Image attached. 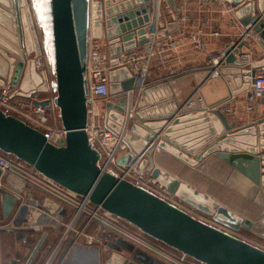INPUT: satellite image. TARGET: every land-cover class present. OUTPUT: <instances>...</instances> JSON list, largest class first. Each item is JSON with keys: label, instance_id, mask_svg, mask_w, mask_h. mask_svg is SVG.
I'll use <instances>...</instances> for the list:
<instances>
[{"label": "water", "instance_id": "1", "mask_svg": "<svg viewBox=\"0 0 264 264\" xmlns=\"http://www.w3.org/2000/svg\"><path fill=\"white\" fill-rule=\"evenodd\" d=\"M50 1L56 85L54 105L59 109L66 135L49 138L0 108V151L198 262L264 264L263 249L195 218L167 199L107 172L99 165L101 155L93 148L86 133L88 38L92 34L95 39L108 38L112 44L122 40L124 46L117 47L113 54L145 45L152 11L150 0H95L93 6L90 0ZM227 1L235 6L244 2ZM175 6V0H163L165 19L160 22L162 31L157 39L177 29ZM236 16L247 32L260 34L259 44L264 48V0H253L244 5ZM0 32L7 38H0V90L13 89L10 98L31 99L35 106L49 107L50 99L43 97L48 93L47 77L44 72H38L34 61H29L31 55H42V47L26 0H0ZM242 48V44L238 48H227L228 66L221 70L231 97L250 89V84L244 81L245 76H255L257 71L264 69V58L253 64L252 71L241 69L237 56ZM109 78L113 101H108L105 106L106 123L119 134L128 106L125 93L133 89L135 78L128 68L112 71ZM261 104L264 107V97ZM181 111L170 80L146 86L140 94L136 113L130 119L126 136L128 150L119 157L118 166L125 169L136 165L150 174L153 183L165 189L166 194L212 217L225 228L264 234V211L259 222L243 218L209 195L156 167L154 161L157 149L192 166L216 155L232 168L227 186L236 191L238 188L240 194L254 199L264 208L261 192L264 189V115L245 127H238L219 110L212 113L199 110L182 115ZM0 194L4 217L9 219L16 199L1 188ZM109 247L114 252L105 264H167L123 239ZM40 249L41 242L35 246L26 264H32ZM123 250L131 254L130 259L121 253ZM11 264H16V260Z\"/></svg>", "mask_w": 264, "mask_h": 264}, {"label": "built area", "instance_id": "2", "mask_svg": "<svg viewBox=\"0 0 264 264\" xmlns=\"http://www.w3.org/2000/svg\"><path fill=\"white\" fill-rule=\"evenodd\" d=\"M193 1L200 13H212L216 9H225L232 15H235L237 10L245 3L243 2L240 6H235L227 0ZM90 3L93 6L95 0H90ZM150 3L152 11L149 23L147 24L149 27L146 33L148 42L145 45L137 46L135 49L122 52L121 54H113L112 51L117 47L124 46L122 40L112 44L108 38L95 39L92 34L89 35L86 75L89 89L87 96L88 124L86 133L93 148L101 155L99 165L103 170L112 173L111 169L115 168L119 171L117 176L164 198L154 190L153 186L155 185L150 174L140 170L136 165L124 169L117 164L122 153L128 150L126 136L129 130L130 119L136 113L140 94L148 86V76L154 63H157L158 67H163L174 59L173 52L180 47L176 37L171 34L162 39H157L158 34L162 31L160 22L163 20V0H150ZM187 20L186 17L180 18L179 23L177 22L178 26L180 27ZM191 25L192 30L188 36L189 39L198 50L202 52L207 51L206 39L207 37H218L220 34L218 29L214 26H208L209 24L205 19H202V21L199 19L191 21ZM240 38L235 48L242 43L248 45L239 56L241 68L252 71L253 64L256 61L262 60L264 53L262 55L256 54L253 44L248 43L251 42V39L253 42L259 43L261 41L260 34H253L252 32H247L245 29ZM226 50L210 59V71L207 79L221 76V69L227 60ZM39 61H37V64L40 63ZM43 61L50 75L52 73L50 61L46 56H43ZM38 68L40 67L38 66ZM121 68H128L135 78V83L133 89L125 93L128 106L125 111V120L122 124L121 132L118 134L106 123L105 106L108 101H113L110 93L109 74ZM41 70L44 71V68ZM167 71L170 76H173L177 72V67L171 64L168 66ZM244 81L250 84V90L254 98L253 104L247 106L246 110L248 113H253L255 109L262 106L261 100L264 97V69L257 71L255 76L251 74L245 76ZM1 92V109L2 107H7L8 113L13 109V111L20 115L19 119L34 129L42 130L49 138L53 135L65 137L66 131L61 123L59 109L54 105V98L56 97L54 79L48 83V99H50L51 105L47 108L35 106L31 99H28L26 102H18L15 107H11V104L14 102V99L10 98L11 91L3 89ZM135 95L138 99H136L131 111V101L134 100L133 97ZM199 103H202V98L199 90H197L182 106L181 110L184 112L192 111ZM225 106L226 103L210 109L205 106H201V108L212 113L217 110L223 112ZM229 112L233 117H236L238 114L237 110H229ZM51 119L53 121L50 123ZM29 167L31 166L18 160L16 157L9 159L4 155H0V188L10 193L16 199L15 208L18 207L13 213L14 218L12 222L2 230L21 233L25 237L31 234L33 239H36L37 244L41 242V249L44 247L48 251L52 250V258H49V264L56 258L57 253L56 249H54V237H57L56 239L59 242L58 251L64 245L69 246L71 250L73 247L78 246L79 243L84 246H91L96 242L101 246V255L105 258L104 264L114 252L109 247V244L116 243L119 239L133 244L136 248L154 255L167 264H183L177 258L166 254L161 249L156 248L121 227L118 221L123 219L104 211L101 207L93 205L89 198L74 194L55 184L37 172L33 167H31L32 169H29ZM3 179H7L10 189H6ZM94 224L97 225V228L94 230L96 232L94 235H91L89 234V230ZM1 246L0 239V264L3 263ZM121 253L130 259V253L124 250Z\"/></svg>", "mask_w": 264, "mask_h": 264}, {"label": "crops", "instance_id": "3", "mask_svg": "<svg viewBox=\"0 0 264 264\" xmlns=\"http://www.w3.org/2000/svg\"><path fill=\"white\" fill-rule=\"evenodd\" d=\"M252 1L253 0H244V5L252 3ZM175 2L176 6L173 10L176 16V23H179L180 18L186 17L188 19L187 22L181 24L180 27L177 23V29L170 33L176 37L180 47L173 52L174 59L169 61L163 67H158L157 63H154L153 68L149 73L147 84L153 85L165 80H170V85L175 94V99L181 106V109L188 99L197 90H199L202 103H199L192 111H181V115L183 113L186 114L204 110V108H201V106H205L210 109L226 103L225 110L223 109V112H221L230 120V122H236L238 127H245L257 119L263 117V106L255 109L253 113H248L246 110V107L251 106L254 102V98L250 89L243 94L231 98L228 83L222 74L219 77L207 79L210 71V59L212 57L218 56L219 53L227 49L229 46L236 47L237 43L240 41V36L245 31L240 19L237 18L236 14H229L225 9H216L212 13H200L193 0H175ZM258 7L259 5L257 2V9ZM258 14H260V12H258ZM164 15L165 13L163 12V19H165ZM197 19L200 21L205 19L209 24L208 26H214L220 33L219 36L215 38L207 37V51L205 52L198 50L188 37L192 30L191 21ZM248 44H253L256 54L262 55V53H264V48L259 43L253 42L252 39ZM242 45L243 48L240 50L239 55L237 56L238 59L240 53L248 46L244 43H242ZM171 64H174V66L177 67V72L173 76H170L169 72L167 71L168 66ZM226 66H228L227 60L223 68ZM229 110H237V116L233 117ZM126 152L122 153V155H124ZM154 161L156 167H159L172 176L178 178L180 181L192 185L194 188L208 194L210 197L224 204V202L221 201V195L222 192L225 194L229 193L225 185L231 176L232 168L224 163L221 159L216 157V155H211L204 159L203 162L197 167L200 168L202 166L204 173L207 174L211 181L209 182L208 190L202 186H198L194 182H191L189 179L182 178L180 173L184 170L181 169L185 167L181 165V163L178 161V158L176 160L171 156L170 153L157 149L154 154ZM113 171L114 175L118 174V171L115 168ZM217 186H220V188ZM224 205L228 209L236 212L239 215H242L234 207L228 204ZM14 234H16L19 239L24 242L28 240V237L23 236L21 233ZM79 252L80 255H78V261L80 264H96L98 255L96 250L79 249Z\"/></svg>", "mask_w": 264, "mask_h": 264}, {"label": "rangeland", "instance_id": "4", "mask_svg": "<svg viewBox=\"0 0 264 264\" xmlns=\"http://www.w3.org/2000/svg\"><path fill=\"white\" fill-rule=\"evenodd\" d=\"M26 1H27V5L30 7L31 12L34 16V21H35L38 37H39L40 44L42 47V55L39 57H37L35 55H31V56H29V61L35 62V66H36V69L38 70V72H44L45 73V75L47 77V82L49 83V82L53 81V79L55 81V75L53 74L54 73V70H53L54 66H53V40H52L53 31H52L51 1L50 0H26ZM0 38L7 39L6 37L3 36V33H1V32H0ZM8 40H9V37H8ZM43 56H46L50 61V66H51V70H52V73H50V75L46 70V64L43 61ZM37 61H39L40 63L37 64ZM38 66L40 68H38ZM42 67L44 68V71L41 70V69H43ZM39 69H40V71H39ZM9 90L11 91V93H13V91H14L13 89H9ZM1 93L2 92L0 90V94ZM43 97L48 98L49 93L44 94ZM27 100L28 99L17 97L14 99V102L11 104V107L12 106L15 107V105L18 104V102H26ZM2 109H3L2 111L7 113V115L12 114L11 116H14L16 118L20 117V115L17 112L13 111V109H11L9 111V113L7 112L8 111L7 107L6 108L2 107ZM52 121L53 120L51 119L50 123ZM0 155H4V156L8 157L9 159H13V157H14V156L6 155V154L2 153L1 151H0ZM171 156L177 160V158L175 156H173V155H171ZM178 161L181 163V165H183V167H185V168L181 169V170H184L180 173L182 175V178L189 179L191 182H194L198 186H202L207 190L209 189V182H211V181H210L209 177L207 176V174L204 173L202 166L200 168H197L200 164L198 166H192V165H189L182 160L178 159ZM29 169H32V168L29 167ZM111 172L114 173L113 169H111ZM229 179L227 180V183L225 185V187H226V189H228L229 193L225 194L224 192H222L221 201H223L224 204H226V205L228 204V205L234 207L237 211H239L245 217H243L242 215H239L233 211L237 215H239L243 218H246V219H250L254 222H259V220L262 218L261 214L264 211V208L261 207V205H259L254 199L252 200V199L246 197L245 195L240 194L238 192V188H236L237 189V191H236V190L230 188L229 186H227ZM182 183H185V182H182ZM3 184L6 187V189H10V184L7 181V179H3ZM186 184H188V183H186ZM217 187L220 188V186H217ZM153 188L158 194L162 195L165 199H167L168 201H170L174 205L179 206L180 208H182L183 210H185L186 212H188L189 214H191L195 218L200 219L209 225L220 228L223 231H226V232L230 233L231 235L264 250V234L257 232V231H254V230H244V229H241L238 232L232 231L228 228H225V227L219 225L218 223H216L213 220L212 217L207 216V215L193 209L192 207H190L187 204L180 201L178 198L169 196L168 194H166L165 189L160 188L159 185H155V186H153ZM198 191H200V190H198ZM200 192H202V191H200ZM261 192H262V196L264 199V189H261ZM202 193H204V192H202ZM204 194H206V193H204ZM206 195H208V194H206ZM2 200H3V196L0 194V239H1V244H2V246H1L2 258H3L2 264H11L15 260L19 261L16 264H26V262L28 261L29 257L31 256V254H32V252H33V250L37 244L36 239L35 238L33 239L32 235L29 234L28 240L26 242H24V241L20 240L16 234L2 230L4 228H6L8 226V224H10V222H12V219L14 218V216H13L14 212L12 213V215L9 219H6L4 217V213H3V209H2ZM215 201H217V200H215ZM218 203L225 206L222 202H218ZM17 208L18 207H16L14 209V211L17 210ZM118 223L124 229H126L129 232H131L132 234L140 237L141 239L145 240L146 242L155 246L156 248L161 249L166 254H168L174 258H177L179 261L183 262V264H201L200 262H198V261H196V260H194L188 256L183 255L181 252H179L173 248H170L167 245L147 236L140 229H138L137 227L131 225L130 223H128L124 220H119ZM96 228H97V225L94 224V226L89 230V234L94 235L96 232L94 230ZM263 229H264V227H263ZM261 232H262V230H261ZM56 238L57 237H54L53 239H54V244H55L54 249H56L57 253H56V258H54V260L52 261L51 264H80L78 261V255H80L79 249L96 250L98 253V255H97V262L98 263L97 264H104L105 258H103V255H101V248H100L101 246L99 244H97L96 242H94V244L91 246H84L81 243H79L78 246L73 247L71 250H70L69 246L64 245V246H62V249H60L58 251L57 247H58L59 242H58V239H56ZM74 251H78V254L76 256H74V254H73ZM51 256H52V250L48 251V250H46V248L42 247V249H40L39 253L37 254L33 264H49L48 261H50L49 258Z\"/></svg>", "mask_w": 264, "mask_h": 264}, {"label": "bare ground", "instance_id": "5", "mask_svg": "<svg viewBox=\"0 0 264 264\" xmlns=\"http://www.w3.org/2000/svg\"><path fill=\"white\" fill-rule=\"evenodd\" d=\"M133 99H134V100L131 101V106H130L131 111H132V109H133V107H134V105H135V101H136V99H137L136 95L133 97ZM74 252H75V251H74ZM74 252H73V254H74Z\"/></svg>", "mask_w": 264, "mask_h": 264}, {"label": "trees", "instance_id": "6", "mask_svg": "<svg viewBox=\"0 0 264 264\" xmlns=\"http://www.w3.org/2000/svg\"><path fill=\"white\" fill-rule=\"evenodd\" d=\"M77 254H78V251H75V252H74V256H76Z\"/></svg>", "mask_w": 264, "mask_h": 264}, {"label": "flooded vegetation", "instance_id": "7", "mask_svg": "<svg viewBox=\"0 0 264 264\" xmlns=\"http://www.w3.org/2000/svg\"><path fill=\"white\" fill-rule=\"evenodd\" d=\"M35 260V259H34ZM19 261L18 260H16V263H18ZM34 262V261H33ZM33 262H32V264H33ZM27 263V262H26Z\"/></svg>", "mask_w": 264, "mask_h": 264}]
</instances>
